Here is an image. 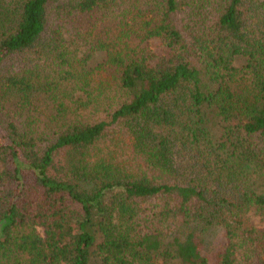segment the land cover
I'll use <instances>...</instances> for the list:
<instances>
[{
  "label": "trees",
  "instance_id": "1",
  "mask_svg": "<svg viewBox=\"0 0 264 264\" xmlns=\"http://www.w3.org/2000/svg\"><path fill=\"white\" fill-rule=\"evenodd\" d=\"M125 3L0 0V264H264V0Z\"/></svg>",
  "mask_w": 264,
  "mask_h": 264
},
{
  "label": "rangeland",
  "instance_id": "2",
  "mask_svg": "<svg viewBox=\"0 0 264 264\" xmlns=\"http://www.w3.org/2000/svg\"><path fill=\"white\" fill-rule=\"evenodd\" d=\"M116 3H118L119 5H127L126 0H115ZM121 3V4H120ZM99 30L101 31H105L106 29L99 27ZM69 46H71V48H75V44H72L71 42ZM138 41H132L128 44L129 48H135V47H142L143 45L141 44L140 46H137ZM79 51H82V48H80ZM105 56H106V52L105 51H96L95 54L92 56V58L87 62V69H90L92 71H94L95 69H100L97 68L99 65H103L104 61H105ZM244 64V59L243 58H238L236 57L234 59V66L237 68H241L242 65ZM226 80H228V78H226ZM232 86L235 88V90H241L245 91L246 87L249 85V79L247 78H243L241 76H235L232 80H231ZM209 122H208V127H209V132L210 135L212 137L215 138H219L220 136V127L217 126V118L214 116V114L209 113ZM256 191L258 192H264V176L261 177V179L259 181H257L255 183ZM247 219L249 221V223L252 225V227H254L259 233H263L264 234V227L263 224L260 222V218L258 217V215H256L255 213H248L247 215ZM173 264H180L178 261H173Z\"/></svg>",
  "mask_w": 264,
  "mask_h": 264
}]
</instances>
